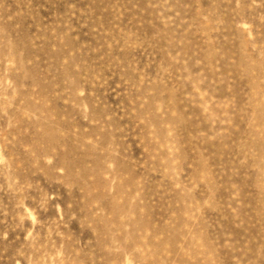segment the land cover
I'll use <instances>...</instances> for the list:
<instances>
[{
  "label": "rangeland",
  "instance_id": "1",
  "mask_svg": "<svg viewBox=\"0 0 264 264\" xmlns=\"http://www.w3.org/2000/svg\"><path fill=\"white\" fill-rule=\"evenodd\" d=\"M0 264H264V0H0Z\"/></svg>",
  "mask_w": 264,
  "mask_h": 264
}]
</instances>
